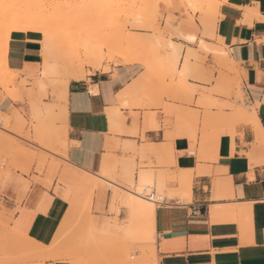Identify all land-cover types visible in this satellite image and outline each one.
Segmentation results:
<instances>
[{
	"label": "crops",
	"instance_id": "obj_1",
	"mask_svg": "<svg viewBox=\"0 0 264 264\" xmlns=\"http://www.w3.org/2000/svg\"><path fill=\"white\" fill-rule=\"evenodd\" d=\"M210 6L217 12L216 22L207 11V25L236 65L242 87L239 80L236 84L243 88L255 121L239 117L232 132L207 139V127L195 128L188 118L193 106L168 102L172 106L165 110L152 98L144 99L141 86L152 64L148 56L139 60L146 69L142 74L128 51L120 54L126 63L108 71L82 75L75 70L57 94L59 102H45L61 111L50 139L61 146L72 168L60 176L95 188L97 217L103 219L101 210H111L107 218L118 221L125 220L126 212L130 221L138 216L146 233L153 234L149 253L156 264H264V0H222L218 9ZM38 33L13 32L6 44L5 75L8 82L10 73L14 76L15 89L0 87V113L9 124L19 121L17 111L29 112L27 101L35 96L31 83L40 68ZM185 36L194 40L192 34ZM41 46L43 71H48L51 52L42 41ZM170 46L175 67L181 44ZM21 81L28 85L20 87ZM131 176L135 189L139 184L161 187L171 195L170 204L152 209L135 204V189L124 188ZM55 184L32 183L19 203L15 195L5 201L14 236L44 247L61 236L73 206L61 191L54 194ZM13 187L8 185L7 192Z\"/></svg>",
	"mask_w": 264,
	"mask_h": 264
},
{
	"label": "rangeland",
	"instance_id": "obj_2",
	"mask_svg": "<svg viewBox=\"0 0 264 264\" xmlns=\"http://www.w3.org/2000/svg\"><path fill=\"white\" fill-rule=\"evenodd\" d=\"M14 1L17 7L12 8L13 12L23 10L31 19L39 14L37 18L44 19L42 22L49 27L51 35L45 38L38 33L40 68L31 83L35 96L27 101L29 112L13 109L18 112L19 121L11 124L5 122L1 118L4 113H0V263L151 264L149 250L154 244L153 234L146 233V226L138 216L134 215L130 221L126 212L125 220L118 221L116 216L107 218L111 210H101L103 219L97 217L98 212L92 207L95 188L68 182L60 176L64 170L72 168L63 159L61 146L50 139L55 134L54 123L62 120L61 111H55L53 104L45 102H59L57 94L63 84L72 79L71 73L75 70L82 75L95 70L108 71L110 67L124 65L126 58L120 54L128 51L129 60L143 68L142 74H146V69L137 62H145L147 56L150 58L152 68L141 86L144 99L152 98L165 110L172 106L168 102L193 106L188 118L195 128L199 124L202 129L207 127V139L214 140L223 132H232L240 123L239 117L253 108L236 84L239 80L242 87L236 65L229 61L226 47L207 25V11L216 22L217 12L210 5L218 9L222 0ZM126 33L138 37L140 42L130 47L124 40ZM186 34H192L194 40L189 41ZM44 38L48 39L46 48ZM41 41L45 50L51 52L48 71H43ZM170 42L181 44L175 67L169 59ZM185 60L187 67H184ZM10 77L11 82H8L7 76L0 72V87L5 91L9 87L15 89L11 73ZM25 85L28 82L19 83L20 87ZM162 99L165 102L162 103ZM54 180V194L61 191L63 198L71 201L72 214L65 218L66 225L57 240L46 247L31 245L30 241L13 235L5 201L15 195L19 203L32 183L50 186ZM8 185L14 186L12 192H7ZM124 188L135 189L133 176ZM151 188L157 194L171 196L159 186L154 188L152 184ZM121 194H125L123 190ZM130 254L135 260L129 261Z\"/></svg>",
	"mask_w": 264,
	"mask_h": 264
},
{
	"label": "bare ground",
	"instance_id": "obj_3",
	"mask_svg": "<svg viewBox=\"0 0 264 264\" xmlns=\"http://www.w3.org/2000/svg\"><path fill=\"white\" fill-rule=\"evenodd\" d=\"M4 0H0V72H3L4 74H7V71H5V67H4V55H5V49H6V44H7V41L9 39V37L11 36V34L13 32H32V33H42L43 36L45 38H48L50 37L49 34H48V28L46 27L45 23H43L42 21H44V19L42 21H40L37 17L38 15L36 16V18L34 19H26V17H31L30 15H28L27 13H22L19 12V11H16L13 12V9H15V7H17L15 5V1L13 2L11 0V2L14 3L15 7L13 8V4L10 2V0H7V3H10V5L12 6H9V4L6 5V2L4 4V2H2ZM9 1V2H8ZM114 1V0H113ZM119 1V0H118ZM187 1V0H186ZM189 2V1H188ZM3 3V4H2ZM17 4V3H16ZM18 5V4H17ZM128 6V5H127ZM102 7V6H101ZM13 8V9H12ZM133 8V7H132ZM131 8V9H132ZM17 9V8H16ZM35 9V8H34ZM130 9V8H129ZM18 10V9H17ZM31 10V9H30ZM127 10V9H126ZM133 10V9H132ZM34 11V10H33ZM46 11V10H45ZM24 12V11H23ZM26 12V11H25ZM41 13V12H40ZM31 14V13H30ZM33 15V14H32ZM44 16V15H43ZM107 16V14H106ZM33 17H35L33 15ZM41 17V16H40ZM87 18V17H86ZM81 21V19H80ZM88 21V20H87ZM90 22V21H89ZM94 28V27H93ZM90 30V29H89ZM83 31V30H82ZM91 31V30H90ZM114 31V30H113ZM116 31V30H115ZM119 31H123L122 29H120ZM88 32V31H87ZM120 33V32H119ZM119 33L118 34V38H119ZM115 34V33H114ZM114 34H111V36H113ZM123 34V33H121ZM51 35V34H50ZM128 34L126 33V36ZM89 37V35H87ZM124 38V40L129 43L132 47L134 44H135V40H133L131 38V36H127ZM110 37V35H109ZM108 38V37H106ZM105 39V38H103ZM116 39V37L114 38ZM108 40V39H107ZM81 41V40H80ZM109 41V40H108ZM119 41V40H117ZM92 42V41H91ZM106 42V41H105ZM104 44V43H103ZM107 44V43H106ZM129 44L127 46H129ZM106 46V45H105ZM109 46V45H108ZM123 47V46H122ZM134 47V46H133ZM125 52V51H124ZM127 52V51H126ZM242 89V88H241ZM242 112V111H241ZM240 119L244 122H249V121H252L255 119V115L253 113V110H249L248 112H245L243 115L240 116ZM255 121V120H254ZM253 123V122H252ZM143 187H151V186H148V185H145V184H139L138 187L133 191L131 192V196H132V200L135 204H138V205H141V204H144L145 206H147V208H150L152 209L155 205L156 206H159V204H156V203H153L151 201H148L147 199H145L141 193H140V190L141 188ZM167 198V197H166ZM167 200L169 201V204H170V199L167 198ZM168 204V205H169ZM162 206V205H160ZM166 206V205H165ZM152 251V250H151ZM151 253V252H150ZM152 256L153 255V252L151 254ZM129 257V261H133L135 260L134 259V255L133 254H130L128 255ZM151 256V257H152ZM91 257V256H90ZM92 258V257H91ZM153 258V257H152ZM89 259V258H88ZM122 262V261H121ZM152 262H155V260ZM126 263V262H125ZM154 264V263H152ZM156 264V262H155Z\"/></svg>",
	"mask_w": 264,
	"mask_h": 264
},
{
	"label": "built area",
	"instance_id": "obj_4",
	"mask_svg": "<svg viewBox=\"0 0 264 264\" xmlns=\"http://www.w3.org/2000/svg\"><path fill=\"white\" fill-rule=\"evenodd\" d=\"M140 193L145 199H147L148 201H151L153 203H156L159 205H168L169 204V201L167 200V198L165 196L157 194L155 192V190L151 187L150 188L149 187L141 188Z\"/></svg>",
	"mask_w": 264,
	"mask_h": 264
},
{
	"label": "snow or ice",
	"instance_id": "obj_5",
	"mask_svg": "<svg viewBox=\"0 0 264 264\" xmlns=\"http://www.w3.org/2000/svg\"><path fill=\"white\" fill-rule=\"evenodd\" d=\"M13 7H15V5H13ZM25 7H31V5H26ZM26 19H31V17H26Z\"/></svg>",
	"mask_w": 264,
	"mask_h": 264
}]
</instances>
